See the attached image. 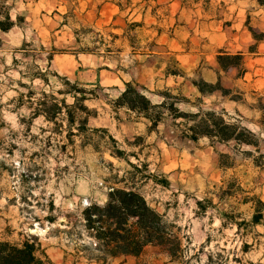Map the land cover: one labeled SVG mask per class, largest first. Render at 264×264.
<instances>
[{"label":"rangeland","instance_id":"374dc122","mask_svg":"<svg viewBox=\"0 0 264 264\" xmlns=\"http://www.w3.org/2000/svg\"><path fill=\"white\" fill-rule=\"evenodd\" d=\"M12 3L13 19L17 14L26 18L21 27L1 33L0 242L37 239L52 264H97L78 252L90 241L81 226V212L91 204H106L110 187L123 188L119 181L130 177L126 173L133 169L111 155L113 146L108 139L99 142L94 138L98 149L92 144L81 146L80 138L69 143L67 119L48 123L39 117L30 122L29 99H23V106L16 101L18 92L32 91L33 100L46 92L72 105L70 96L58 94L68 88L56 75L63 77L60 73L77 66L75 61L81 58L85 64L70 80H78L79 88L89 92L87 97L92 93L108 96L107 100L86 103L98 112L90 118L89 127L107 128L127 154L142 146H129L126 141L144 138L140 160L130 157V161L148 178L134 174L126 183L174 225L183 250L182 257L173 260L162 248L149 245L139 257L109 264H264V221L253 231L242 227L239 232L237 225L223 228L217 211L207 216L196 214V201L212 197L215 187L231 175L240 178L246 189L260 186L258 193L264 201V168L238 156L239 166L224 173L218 168V155L232 154L233 144H211L207 138L182 140L176 137L169 119L159 127V137L156 133L148 136L146 125L136 122L134 114L124 109L116 112L110 105L129 82L145 87L154 103L161 101L159 94L166 89L182 93L192 104L180 105L183 112H197L194 105L197 98H203L204 110L225 111L231 122L241 120L256 133L264 155V123L259 124L264 117L251 108L258 94L264 95V42L257 53L249 52L256 44L249 27L264 30V5L258 0H211L208 5L195 0L185 4L184 0ZM23 45L25 57L17 52ZM54 50L56 60L48 68L47 59ZM219 50L233 55L244 51L246 72L219 71ZM34 65L47 71L48 85L40 78L30 80L29 76L38 73ZM99 70L102 85L96 81ZM167 71H180L182 76L168 77ZM200 77L213 84L221 79L232 94L225 97L215 92L202 97L193 85ZM90 81L94 85H86ZM237 91L243 92L242 102L230 98L236 97ZM73 133H77L76 126ZM241 151L258 156L255 148L244 146ZM165 179L168 186L161 184ZM240 211L249 221L248 207Z\"/></svg>","mask_w":264,"mask_h":264},{"label":"trees","instance_id":"16d2710c","mask_svg":"<svg viewBox=\"0 0 264 264\" xmlns=\"http://www.w3.org/2000/svg\"><path fill=\"white\" fill-rule=\"evenodd\" d=\"M189 0H184V4ZM203 1L207 5L211 0H195ZM259 5L263 6V0H258ZM11 0H0V51L3 49L4 43L1 38V33H8L14 27H21L24 18L17 16L13 19ZM121 6V5H120ZM158 7V6H157ZM253 39L256 44L250 48V53H256L258 44L264 40V30H256L249 27ZM160 34L162 30L159 31ZM25 47L18 49V53L25 56ZM48 57L47 67H51L52 60L56 54L54 50ZM14 64L18 61L14 59ZM217 64L220 71L228 73L233 69L239 72H246L245 55L239 52L235 55L220 50L217 54ZM38 73L34 76H29L31 81L40 78L46 85L49 84L47 71L41 70L40 66L34 65ZM44 72V73H43ZM168 76H182L180 71H167ZM22 77L26 75L20 73ZM64 86L68 89L59 90L58 94L70 96L73 99V104L68 105L66 99H58L52 94L41 92L39 99L33 100L35 93L29 91L27 94L19 93L16 99L23 106L22 102L25 97L29 100L28 108L31 110L30 122L34 119L42 117L45 122L56 123L59 118L68 120L69 136L68 142H73L72 138H80L81 146L93 145L94 138H98L99 142L108 139L113 146L111 155L119 160H124L133 169L128 171L123 181V188L110 187L108 192V200L106 204L100 206L91 204L84 209L80 215L81 226L83 227L86 236L89 238V243L78 250L90 262L109 264V262L117 259H125L128 257H139L144 249L149 245H154L162 248L167 255L178 260L182 257V243L175 227L169 223L165 216L152 208L146 198L139 193L136 188L129 187L126 182L134 174H141L143 178H148L144 175V170L134 165L130 161V157L136 158L143 153L144 138L137 137L135 141L126 143L129 146L142 148L137 152L127 154L126 151L118 147V141L112 136L107 128H91L89 120L96 117L98 112L96 109H91L86 105L88 101L99 99H108L107 95H98L92 93V97H87L88 93L85 89L79 88L81 84L78 80L72 82L67 77L56 75ZM86 85H94L87 83ZM193 85L198 89L202 97L221 92L223 96L229 97L232 91L224 88L221 79L215 84L206 82L202 77L198 82H193ZM26 87L25 85H21ZM125 90L115 101L110 105L115 108L116 112L126 110L136 117V122H143L146 125L148 136L156 133L159 137V127L165 125L166 120L171 121V128L176 129V137L182 140L198 142L201 139L207 138L211 144L231 145L233 144V152L220 153L218 155V168L224 173L236 169L238 156L243 159H250L253 166L256 168H264V155L260 151V137L244 126L241 120L231 122V117L225 111L204 110L203 98H197V112H183L179 106L192 105L190 100L182 93L174 94L175 90L166 89L160 93L161 101L154 103L147 95V89L136 83H125ZM97 87L102 91L103 87L98 83ZM236 97H230L231 100L242 102L243 92L237 91ZM257 94V93H256ZM251 108L262 114L264 117V95L256 97L255 104ZM264 122L259 123L260 126ZM77 127V133H73V127ZM58 131V129H57ZM58 132H61L60 130ZM142 140L143 142L137 143ZM95 149H98L95 144ZM99 146V145H98ZM247 146L255 148L258 156H254L252 152H242L241 148ZM67 144L61 147L66 149ZM143 167H148L144 164ZM164 186L169 185L168 180L161 183ZM212 197H206L203 200L196 201L198 216H207L208 212L217 211L222 219V227L237 225L239 232L241 228H245L246 232L253 231L258 225L264 221V201L258 193L260 186L246 189L244 183L236 175H231L224 178L219 186L215 187ZM242 207L249 209V221L243 218L244 213L240 210ZM241 220L242 222H239ZM237 262L238 259H235ZM0 264H52L41 244L37 239L26 240L21 243H11L9 241L0 242Z\"/></svg>","mask_w":264,"mask_h":264},{"label":"crops","instance_id":"0c3cea01","mask_svg":"<svg viewBox=\"0 0 264 264\" xmlns=\"http://www.w3.org/2000/svg\"><path fill=\"white\" fill-rule=\"evenodd\" d=\"M13 1H15V3L18 1V0H13ZM22 1V3H26V1H29V0H21ZM31 1H34L36 4L37 3H44V4H50V5H53V4H55L56 2H58V3H60V0H31ZM12 5H13V3H12ZM14 8V6H12V9ZM57 8V7H56ZM13 16V15H12ZM17 16H21V17H24V18H26L24 15H21V14H17L16 15V17ZM13 30V29H12ZM262 42H264V40L262 41ZM262 42H260L259 44H258V47H257V49L259 48V46H260V44L262 43ZM220 51V50H219ZM218 51V52H219ZM226 51V50H225ZM226 52H228V51H226ZM239 52H242V53H244V55H245V57L247 56V54L244 52V51H239ZM239 52H237V53H239ZM228 53H230V52H228ZM236 53V54H237ZM256 53H257V51H256ZM231 54V53H230ZM253 54V53H252ZM56 58V55L54 56V58H53V60H52V62H55V59ZM76 63H77V66H75L74 68H67L65 71H63L62 73H60V74H62V76L63 77H67V78H69L70 79V77L71 76H76V71L78 70V68H81V67H83L84 66V60L83 59H78L77 61H75ZM52 64V63H51ZM79 66V67H78ZM220 71V70H219ZM222 72V71H221ZM219 73V72H218ZM96 76H97V80L96 81H99V83L101 84V82H100V78H101V76H102V70H99V73L98 72H96ZM169 77V76H168ZM167 77V78H168ZM111 80H112V82H111V84H115L116 83V81H115V79H113V78H111ZM205 80V79H204ZM95 81V82H96ZM206 81V80H205ZM206 82H208V81H206ZM87 83H93L92 81H90V82H87ZM210 83V82H209ZM213 84V83H212ZM102 85V84H101Z\"/></svg>","mask_w":264,"mask_h":264}]
</instances>
